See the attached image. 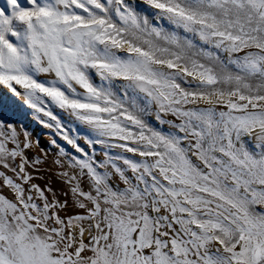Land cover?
<instances>
[{
    "label": "snow or ice",
    "instance_id": "1",
    "mask_svg": "<svg viewBox=\"0 0 264 264\" xmlns=\"http://www.w3.org/2000/svg\"><path fill=\"white\" fill-rule=\"evenodd\" d=\"M0 264H264V0H0Z\"/></svg>",
    "mask_w": 264,
    "mask_h": 264
},
{
    "label": "rangeland",
    "instance_id": "2",
    "mask_svg": "<svg viewBox=\"0 0 264 264\" xmlns=\"http://www.w3.org/2000/svg\"><path fill=\"white\" fill-rule=\"evenodd\" d=\"M29 131H31L34 137H38L42 144H46L47 142V134L48 130L44 129L42 126L32 122L29 120L28 122Z\"/></svg>",
    "mask_w": 264,
    "mask_h": 264
}]
</instances>
